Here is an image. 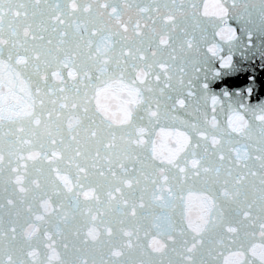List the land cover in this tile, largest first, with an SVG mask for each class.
I'll return each mask as SVG.
<instances>
[{
	"label": "snow or ice",
	"instance_id": "snow-or-ice-1",
	"mask_svg": "<svg viewBox=\"0 0 264 264\" xmlns=\"http://www.w3.org/2000/svg\"><path fill=\"white\" fill-rule=\"evenodd\" d=\"M213 8L0 0V264H264V105L209 90L264 0Z\"/></svg>",
	"mask_w": 264,
	"mask_h": 264
},
{
	"label": "water",
	"instance_id": "water-1",
	"mask_svg": "<svg viewBox=\"0 0 264 264\" xmlns=\"http://www.w3.org/2000/svg\"><path fill=\"white\" fill-rule=\"evenodd\" d=\"M224 3L225 0H197L200 6L201 13L204 10V6H208V10L211 13L214 8L213 6L217 3ZM205 21L210 22L207 24L206 35L209 36L211 40L218 43L221 46L227 47L229 41L227 28L236 27L237 34L239 33L238 25L230 18H223L224 22H221V18L209 15L203 18ZM218 24V26H217ZM223 31V39H221V30ZM233 63L237 66L238 70L232 71L231 69H222L220 65L215 64V70L222 73V75L214 80L209 81V90L212 94L218 96V98L224 100L228 97H240L244 102L252 105L259 106L264 105V59L259 55L252 58H245L238 52L233 57ZM249 90H251V95L249 96ZM120 97L117 96L114 99H110V103L115 109L120 103ZM224 115L221 114L220 119L223 122ZM179 127L176 128H166L165 131H179ZM156 139L158 140V147L161 153H167L170 148L174 146L175 138L168 136H160L159 129H157ZM193 210L196 209V202H193ZM259 232L254 236L256 243L260 242ZM227 253L225 254V259L227 258Z\"/></svg>",
	"mask_w": 264,
	"mask_h": 264
}]
</instances>
